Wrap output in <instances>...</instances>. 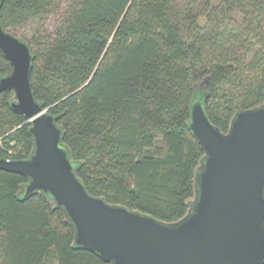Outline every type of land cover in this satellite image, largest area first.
I'll return each mask as SVG.
<instances>
[{"label": "trees", "instance_id": "obj_1", "mask_svg": "<svg viewBox=\"0 0 264 264\" xmlns=\"http://www.w3.org/2000/svg\"><path fill=\"white\" fill-rule=\"evenodd\" d=\"M0 21L29 46L34 97L86 191L165 223L187 214L205 154L195 93L223 133L264 104V0H3ZM12 68L0 51V77ZM12 98L0 92V158L20 160L34 137ZM28 181L0 169V264H108Z\"/></svg>", "mask_w": 264, "mask_h": 264}, {"label": "water", "instance_id": "obj_2", "mask_svg": "<svg viewBox=\"0 0 264 264\" xmlns=\"http://www.w3.org/2000/svg\"><path fill=\"white\" fill-rule=\"evenodd\" d=\"M0 51L13 67L0 77V92L13 93L10 106L31 123L34 137L27 158H0V169L29 177L24 196L42 191L63 207L76 245L108 264H264V104L236 112L223 133L204 103L192 101L189 127L205 154L187 214L165 223L86 191L61 144L60 127L34 97L29 46L1 21Z\"/></svg>", "mask_w": 264, "mask_h": 264}, {"label": "rangeland", "instance_id": "obj_3", "mask_svg": "<svg viewBox=\"0 0 264 264\" xmlns=\"http://www.w3.org/2000/svg\"><path fill=\"white\" fill-rule=\"evenodd\" d=\"M53 26H54V21L52 20V19H50L49 21H47V27H48V29H51V28H53ZM201 101V102H203V93L202 92H197V93H195V96H194V98H193V101Z\"/></svg>", "mask_w": 264, "mask_h": 264}, {"label": "built area", "instance_id": "obj_4", "mask_svg": "<svg viewBox=\"0 0 264 264\" xmlns=\"http://www.w3.org/2000/svg\"><path fill=\"white\" fill-rule=\"evenodd\" d=\"M7 160H9V159H7Z\"/></svg>", "mask_w": 264, "mask_h": 264}]
</instances>
